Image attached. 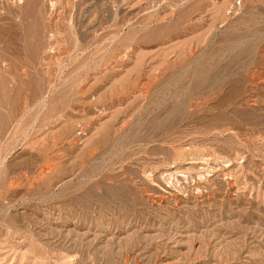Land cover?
<instances>
[{"label": "rangeland", "instance_id": "1", "mask_svg": "<svg viewBox=\"0 0 264 264\" xmlns=\"http://www.w3.org/2000/svg\"><path fill=\"white\" fill-rule=\"evenodd\" d=\"M0 264H264V0H0Z\"/></svg>", "mask_w": 264, "mask_h": 264}, {"label": "bare ground", "instance_id": "2", "mask_svg": "<svg viewBox=\"0 0 264 264\" xmlns=\"http://www.w3.org/2000/svg\"><path fill=\"white\" fill-rule=\"evenodd\" d=\"M18 16H19V15H18ZM18 16H17V17H18ZM212 86H213V85H212ZM169 133H170V132H169ZM158 142H159V141H158Z\"/></svg>", "mask_w": 264, "mask_h": 264}]
</instances>
